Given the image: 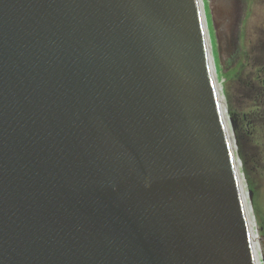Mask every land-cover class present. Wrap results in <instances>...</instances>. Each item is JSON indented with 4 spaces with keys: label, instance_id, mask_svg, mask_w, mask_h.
<instances>
[{
    "label": "water",
    "instance_id": "obj_1",
    "mask_svg": "<svg viewBox=\"0 0 264 264\" xmlns=\"http://www.w3.org/2000/svg\"><path fill=\"white\" fill-rule=\"evenodd\" d=\"M205 1L225 75L248 2ZM207 41L202 0H0V264H257Z\"/></svg>",
    "mask_w": 264,
    "mask_h": 264
},
{
    "label": "rangeland",
    "instance_id": "obj_2",
    "mask_svg": "<svg viewBox=\"0 0 264 264\" xmlns=\"http://www.w3.org/2000/svg\"><path fill=\"white\" fill-rule=\"evenodd\" d=\"M247 1L241 27V64L225 75L217 64L215 70L226 104L235 157L240 162L239 175L244 181L252 220L256 224L260 257H264V98L260 87L264 85V3H255L253 7L254 3ZM251 5L255 12L250 16ZM206 15L216 61L207 9Z\"/></svg>",
    "mask_w": 264,
    "mask_h": 264
},
{
    "label": "bare ground",
    "instance_id": "obj_3",
    "mask_svg": "<svg viewBox=\"0 0 264 264\" xmlns=\"http://www.w3.org/2000/svg\"><path fill=\"white\" fill-rule=\"evenodd\" d=\"M202 1H203V3H205L204 0H202ZM206 23H207V36H208L207 44H208V46L210 48V50L208 48V52H209V58H211V67H212V72H213V78H214L215 86H216L217 93H218V96H219V103H220V108L222 110L223 119H224V122L226 124V128H227V131H228V134H229V138H230V141H231L230 144H231V147H232V152H233V154L235 156L234 140H233V137H232L231 129L229 128V121H228L227 113H226V104H225L224 98L221 95V86H220V84L218 82V79H217V75L218 74H216L217 69L215 70L216 61H215V56H214V53H213V45H212V41H211V35L209 33L207 18H206ZM235 159H236V157H235ZM239 165H240V162L236 159L237 171L239 169ZM238 173H239V171H238ZM239 179H240V185H241V191H242V195H243L244 204L246 206V213H247V219H248V223H249L250 235H251V240H252V245H253V252H254L257 264H262L261 263V258H260L259 240H258L257 232L255 230L256 224H254L253 220H252L251 211H250V205H249V201L247 199V193H246V190H245V184H244V181H243L241 175H239Z\"/></svg>",
    "mask_w": 264,
    "mask_h": 264
},
{
    "label": "flooded vegetation",
    "instance_id": "obj_4",
    "mask_svg": "<svg viewBox=\"0 0 264 264\" xmlns=\"http://www.w3.org/2000/svg\"><path fill=\"white\" fill-rule=\"evenodd\" d=\"M250 1H252L253 3H254V5H253V7L255 6V3H258V2H262V3H264V0H250ZM253 7H252V5L250 6V16H251V14H253L254 12H255V10L253 9ZM252 9H253V12H252ZM250 16H249V18H250ZM254 16H255V14H254ZM244 33H243V37H244ZM263 83H264V79H263ZM261 88H262V94H263V98H264V85H263V87L262 86H260Z\"/></svg>",
    "mask_w": 264,
    "mask_h": 264
}]
</instances>
